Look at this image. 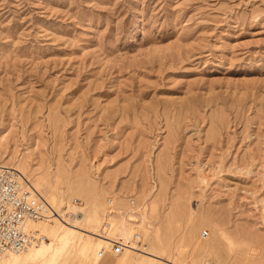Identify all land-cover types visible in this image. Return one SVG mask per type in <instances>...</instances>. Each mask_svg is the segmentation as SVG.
Listing matches in <instances>:
<instances>
[{
  "label": "rangeland",
  "instance_id": "rangeland-1",
  "mask_svg": "<svg viewBox=\"0 0 264 264\" xmlns=\"http://www.w3.org/2000/svg\"><path fill=\"white\" fill-rule=\"evenodd\" d=\"M23 162L93 246L135 229L124 262L65 264H264V0H0V166Z\"/></svg>",
  "mask_w": 264,
  "mask_h": 264
},
{
  "label": "bare ground",
  "instance_id": "bare-ground-1",
  "mask_svg": "<svg viewBox=\"0 0 264 264\" xmlns=\"http://www.w3.org/2000/svg\"><path fill=\"white\" fill-rule=\"evenodd\" d=\"M10 166H12V164ZM10 166L9 167L0 166V168L11 169V170H15L16 172L19 171L23 175L26 172V170H28L26 168L27 164H25L24 162L20 163V164L17 163L16 164L17 167L15 165H13L12 167H10ZM19 172H18V174L20 175ZM20 177H21V175H20ZM34 185L37 189H41V187H42V185L40 183H37ZM42 191H44V190H42ZM53 199H55V198H53ZM111 200L114 202L115 207L110 212L111 214L108 215L109 217L114 215V212H115V210H117V207H118V204L115 203V200H113V199H111ZM108 202H109V200H108ZM51 207L55 210V215L58 214V216H61L63 218V221L61 219H52L49 221L37 222V223H28L27 224L28 230L40 231L42 233V235H46L48 237L49 241L47 243H45L46 241L42 242L38 246H35V247L29 249L28 251L20 253V254H8L2 260H0V264H65L71 258V256L74 255V253H80L83 250H87V251L95 250L97 253H99L103 248H106L112 244V240L110 239L111 241L107 240L105 242L102 240L97 244L96 247L93 246V242L90 241L88 235L90 233L94 232L96 229L94 227L90 226V223H92V221H93V217H92L89 210H87V209L82 210L81 206L74 205L71 202L67 203V204H62L59 208H55L54 206H51ZM81 210H82V212H81ZM106 210H107V208H106ZM66 214H70L73 217H71L70 219H65ZM140 216H141L140 218L145 220L146 216H145L144 211L141 212ZM111 222H112V219L109 218L107 220V223L111 224ZM43 223L44 224H46V223L47 224L48 223H51V224H69V225H71V224L74 225V223H75V225L71 226V227H62V226H54V225H53V227H49L46 225H42V226L39 225V224H43ZM124 223L125 222L122 221L120 226L117 228L118 233L114 234V236L112 237L113 240H117V241L120 240V241H123L124 243H126L131 238V236L134 237V235H133V233L135 231L134 227L133 228H127V226H125ZM110 230L111 229L109 227L105 231L106 233L104 235L100 231L101 237L107 238L109 236ZM93 241H95V239ZM142 251L143 250H141V252L139 251V253H142L146 258L151 259L152 260L151 264H157V262L160 261V258L155 256L151 252H149V251L142 252ZM83 252H86V251H83ZM86 253H88V252H86ZM137 253L134 255L137 256L138 255ZM142 254H139V256L140 255L143 256ZM118 256H120V255H118ZM126 256L127 255L124 254L118 260H120V262H124L125 258L128 259V257H126Z\"/></svg>",
  "mask_w": 264,
  "mask_h": 264
},
{
  "label": "built area",
  "instance_id": "built-area-1",
  "mask_svg": "<svg viewBox=\"0 0 264 264\" xmlns=\"http://www.w3.org/2000/svg\"><path fill=\"white\" fill-rule=\"evenodd\" d=\"M74 205L80 204L77 199ZM133 204V200H130ZM115 207L112 200L107 203V216L101 227L104 235L109 228L108 215ZM73 217L66 214L65 219ZM61 219L48 202L30 185L23 180L18 172L11 169L0 168V260L8 254H20L38 246L47 240L39 231L27 229L28 223H37ZM207 232H203L202 239H206ZM140 235L136 234V238ZM124 245L113 241L109 250L111 255L118 256L124 251ZM102 256V254H100ZM208 264V263H206Z\"/></svg>",
  "mask_w": 264,
  "mask_h": 264
}]
</instances>
